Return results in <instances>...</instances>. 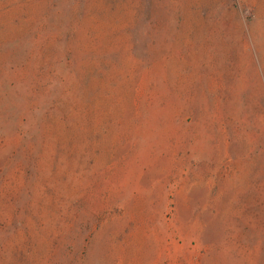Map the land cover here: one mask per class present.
Listing matches in <instances>:
<instances>
[{
  "label": "rangeland",
  "instance_id": "obj_1",
  "mask_svg": "<svg viewBox=\"0 0 264 264\" xmlns=\"http://www.w3.org/2000/svg\"><path fill=\"white\" fill-rule=\"evenodd\" d=\"M91 1L0 0V264H264V0Z\"/></svg>",
  "mask_w": 264,
  "mask_h": 264
},
{
  "label": "trees",
  "instance_id": "obj_2",
  "mask_svg": "<svg viewBox=\"0 0 264 264\" xmlns=\"http://www.w3.org/2000/svg\"><path fill=\"white\" fill-rule=\"evenodd\" d=\"M91 2H92V1H91V0H89V3H91ZM85 33H87V32H85ZM85 33H84V34H85ZM81 34H82V31H81V28H80V34H79V37H81ZM76 38H77V34L73 33V36H72V38H71V39L75 41V40H76ZM79 40H80V38H79Z\"/></svg>",
  "mask_w": 264,
  "mask_h": 264
}]
</instances>
